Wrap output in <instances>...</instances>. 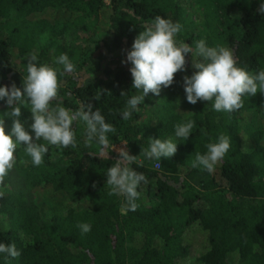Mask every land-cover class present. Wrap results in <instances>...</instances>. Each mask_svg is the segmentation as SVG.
<instances>
[{"label":"trees","instance_id":"trees-1","mask_svg":"<svg viewBox=\"0 0 264 264\" xmlns=\"http://www.w3.org/2000/svg\"><path fill=\"white\" fill-rule=\"evenodd\" d=\"M261 2L0 0V86L22 88L26 58L34 52L38 64L57 71L53 103L72 111L91 103L116 128L108 134L109 158L96 156L95 141L85 143L83 121L72 126L77 146L48 145L40 166L17 145L16 163L0 184V243L15 244L21 255L0 253V264H264V147L253 126L257 113L264 118V94L242 96L243 107L232 113L215 111L214 101L188 103L183 77L194 71L188 54L187 71L177 72L171 86L159 96L149 93L129 120L121 116L127 99L140 94L132 88L131 64L122 61L144 25L157 15L178 22V42L194 48L203 39L210 47L230 48L237 66L256 74L264 70ZM184 3L200 11L197 25L185 17ZM96 25L103 27L101 35H95ZM81 33L89 35L88 43H81ZM61 54L74 72L61 75L63 67L54 62ZM102 90L111 94L95 100ZM19 106L21 123L33 134L31 106L26 98ZM8 110L0 100L6 134L12 126L3 115ZM189 120L190 137L177 138L175 125ZM222 134L230 137V149L215 171L192 167L196 154H205ZM149 137L173 140L177 152L160 162L146 159L140 153ZM117 143L138 156L131 167L147 178L137 189L134 212L123 207V196L109 195L106 185L118 157L110 147ZM32 189L46 197L38 200ZM45 206L57 209L46 213ZM85 223L91 230L82 233L77 225ZM194 232L203 236L201 243L192 239Z\"/></svg>","mask_w":264,"mask_h":264},{"label":"clouds","instance_id":"clouds-1","mask_svg":"<svg viewBox=\"0 0 264 264\" xmlns=\"http://www.w3.org/2000/svg\"><path fill=\"white\" fill-rule=\"evenodd\" d=\"M258 11L264 13V0ZM143 27L144 30L138 33L131 49L127 51L126 60L122 61L131 64L129 71L132 88L140 93L127 99V106L121 112L125 121L132 117V113L139 104L144 103L149 93L159 96L162 87L168 88L174 83L177 72L187 71L188 54H191V67L194 69L190 76L183 77L188 103L195 105L198 101H214L212 107L215 111L232 113L243 107L242 96H255L257 92L264 94V70L250 74L246 69L238 67L232 49L220 45L210 47L203 39L197 41L194 48L186 42H178L175 36L181 31L182 25L159 15ZM26 59L27 75L23 77L22 88L15 83L10 87L0 86V100L9 109L3 115L12 119L11 131L7 134L4 119L0 120V184H3L16 163L14 152L17 145L25 147L35 166L43 163V155L48 152V145L75 148L77 145L72 126L77 121H83L86 125L85 143L90 145L95 141L100 146L96 156L109 158L108 134H115L116 128L106 122L99 109L93 110L91 103L76 111L67 109L60 103H53L58 95L57 71L48 64H38V57L34 52L28 54ZM54 62L63 67L61 75L75 71V66L67 54L56 57ZM103 92L107 90H102L94 99L99 100ZM125 95L126 91H122L121 96ZM25 98L31 106L33 122L29 127L34 135L25 129L20 119L22 108L19 105ZM193 127L194 121L191 120L178 123L175 125V136L187 141ZM148 140V148L141 149L140 153L146 159L160 162L162 157L170 159L177 152V143L171 139L149 137ZM206 147L205 154H196L192 167H199L212 174L215 166L230 149V137L222 134L215 143H209ZM137 159L138 156L130 155L125 148H121L115 163L106 173L109 195L123 196V207L133 212L139 207L136 203L140 196L137 189L142 182L147 183L146 176L131 167ZM155 166L160 167V163ZM77 226L82 233L91 230L90 224ZM0 253L12 258L21 255L15 244L5 243H0Z\"/></svg>","mask_w":264,"mask_h":264},{"label":"rangeland","instance_id":"rangeland-1","mask_svg":"<svg viewBox=\"0 0 264 264\" xmlns=\"http://www.w3.org/2000/svg\"><path fill=\"white\" fill-rule=\"evenodd\" d=\"M231 2L234 1V3L236 1L238 2H246V1H249V0H229ZM190 2V1H189ZM191 3V2H190ZM184 6H185V11H184V14H185V17L187 18V20H190L192 24H198L199 20V16H198V12H200L198 9H191L189 6L187 7L186 3H184ZM103 32V27L101 25H96L95 26V30H94V33L95 35H101V33ZM91 34V36H93V38H96V36L94 35V33H91V32H88V34ZM89 34V35H90ZM93 34V35H92ZM89 35L85 34V33H81L80 34V39H82L81 43H88V37ZM91 45V44H90ZM104 54V53H102ZM107 62L106 60H103L102 63H105ZM259 108V107H258ZM254 123H253V126L254 128H257L260 130L261 132V137H260V144L264 147V118H262L261 114L257 113L255 115V120H253ZM243 138V136H242ZM121 148H125L124 146V143H117V144H114L110 147V150L113 151L114 153L118 154L119 152V149ZM126 150V148H125ZM32 194L35 195V198H37L38 200L46 197L45 193H42L40 192L39 190L37 189H32ZM56 207L55 206H45L44 207V211L46 213H54L56 211ZM192 239L196 242V243H201V239H203V236L198 234V233H193L192 234ZM198 246V245H197ZM180 263V262H179ZM180 264H191L189 261H182Z\"/></svg>","mask_w":264,"mask_h":264}]
</instances>
